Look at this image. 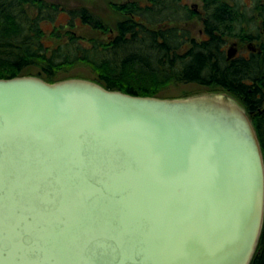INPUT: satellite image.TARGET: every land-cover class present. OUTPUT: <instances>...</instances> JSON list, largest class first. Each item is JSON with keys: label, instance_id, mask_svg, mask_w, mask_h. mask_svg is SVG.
Here are the masks:
<instances>
[{"label": "water", "instance_id": "obj_1", "mask_svg": "<svg viewBox=\"0 0 264 264\" xmlns=\"http://www.w3.org/2000/svg\"><path fill=\"white\" fill-rule=\"evenodd\" d=\"M251 114L221 93L0 78V264H250L264 222Z\"/></svg>", "mask_w": 264, "mask_h": 264}, {"label": "trees", "instance_id": "obj_2", "mask_svg": "<svg viewBox=\"0 0 264 264\" xmlns=\"http://www.w3.org/2000/svg\"><path fill=\"white\" fill-rule=\"evenodd\" d=\"M201 1L203 12L186 0H127L110 25L85 6L0 0V78L56 82L72 78L60 76L64 70L84 65L91 80L133 95L160 96L181 83L223 90L252 113L264 156V0ZM61 11L68 23L53 24L51 37L60 40L49 44L44 23ZM250 264H264V222Z\"/></svg>", "mask_w": 264, "mask_h": 264}, {"label": "rangeland", "instance_id": "obj_3", "mask_svg": "<svg viewBox=\"0 0 264 264\" xmlns=\"http://www.w3.org/2000/svg\"><path fill=\"white\" fill-rule=\"evenodd\" d=\"M53 2H57L66 8L70 7H78V6H85L88 7L91 11L99 15L104 21L108 24L112 25L114 19L117 16V9L116 7L124 1L127 0H49ZM249 1V0H247ZM189 5L194 6L200 12L202 10V1L201 0H186ZM69 19V15L66 11H61L56 20L51 22L50 20H46L44 23V27L47 30L48 36V43L51 44L53 41L58 42L60 39L56 37H51L52 31L54 29L53 24H61L67 22ZM68 23V22H67ZM195 24L197 27L202 26L200 20H195ZM72 27L67 26L66 28L62 27L60 32H65L66 30H70ZM242 45L238 44V48ZM60 76L63 77H72V78H86V79H93L94 75L92 70L88 66L84 65H77L64 70ZM210 88H203L202 86L196 83H181V84H171L168 85L158 92L160 97L165 98H178V97H187L198 93L208 92ZM217 93L226 94L231 96L229 93L223 90H217Z\"/></svg>", "mask_w": 264, "mask_h": 264}, {"label": "flooded vegetation", "instance_id": "obj_4", "mask_svg": "<svg viewBox=\"0 0 264 264\" xmlns=\"http://www.w3.org/2000/svg\"><path fill=\"white\" fill-rule=\"evenodd\" d=\"M237 52H239V48H238V47H237V51H236V53H237Z\"/></svg>", "mask_w": 264, "mask_h": 264}]
</instances>
